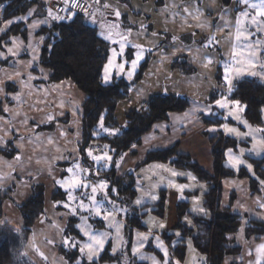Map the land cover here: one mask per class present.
I'll return each instance as SVG.
<instances>
[{
  "label": "crops",
  "instance_id": "crops-1",
  "mask_svg": "<svg viewBox=\"0 0 264 264\" xmlns=\"http://www.w3.org/2000/svg\"><path fill=\"white\" fill-rule=\"evenodd\" d=\"M89 1L93 8L85 16L86 23L96 27L112 45L105 79L111 80L114 75L131 79L151 51L142 80L117 106L120 125L125 123L127 113L141 109L154 95H183L191 101L186 111L172 113L167 121L156 124L136 148V156L125 155L121 159L119 174L137 167L147 153L173 146L212 172L210 139L219 133L240 142L236 150L227 151L226 165L234 170L246 168L254 174L250 160L264 157V136L247 122L243 106L231 100L229 93L236 81L247 76H256L264 84V13L251 8L254 6L250 0H163L162 4L159 0ZM52 2L37 0L26 14L6 20L2 17L3 6L0 7V34L17 23L24 24L27 31L26 39L11 36L9 43L0 48V61L7 62L0 70V149H6L12 141L18 151L15 157L0 154L3 223L22 229L24 221L18 205L31 197L33 185L43 184L45 213L35 223L25 248L35 264H70L60 252L62 247L78 248L92 262L87 256L98 258L109 244L112 253L119 256L109 264H205V256L194 248L190 238L181 235L176 225L177 203L186 194H190L189 212L210 215L204 207L207 184L199 182L190 171L154 162L137 170L136 195L130 200V207H120L106 191H101L103 184L109 186L106 180L92 175L81 161L78 143L85 95L71 81L52 83L51 72L39 63L46 39L38 34L40 30L72 17L66 10L56 13ZM130 49L132 57L128 59ZM182 57L193 72L186 74L173 67ZM7 84L16 90L7 89ZM215 91L224 96L211 100ZM262 114L264 121V106ZM65 117L67 122H55ZM217 117L237 124L212 125ZM97 152L95 163L99 167L104 164V153L99 148ZM261 184L260 193L252 195L246 178L223 181V207L229 205L232 194H237L238 199V189L243 188L246 204L241 206L237 201L232 209L244 217V235L248 219L264 222V215H260L264 211V182ZM59 189L66 198L55 202L52 197ZM163 192L165 214L159 217L153 208H145L154 207ZM131 209L144 215V229L130 224L127 217ZM72 218L77 219L75 228L80 236L65 234ZM100 221L102 227L97 225ZM182 222L193 227L186 216ZM237 235L231 237L235 240ZM168 236L174 239L170 241ZM250 241L249 249L255 257V245L262 243L264 236ZM181 244L186 245L184 261L174 252ZM260 253L263 261L259 264H264V250ZM229 258L224 263L238 264Z\"/></svg>",
  "mask_w": 264,
  "mask_h": 264
},
{
  "label": "trees",
  "instance_id": "trees-1",
  "mask_svg": "<svg viewBox=\"0 0 264 264\" xmlns=\"http://www.w3.org/2000/svg\"><path fill=\"white\" fill-rule=\"evenodd\" d=\"M163 0H159L162 4ZM37 4V0H0L3 6V18L26 14L31 7ZM69 20L54 22L49 27L40 30L39 35H45L40 55V66L51 72L49 78L52 83L71 81L84 95L83 116L81 119V141L78 143L80 159L92 172V175L106 180L109 184L107 195L112 202L120 207H130L136 191L137 170L145 165L161 162L172 167L192 172L199 182L209 186L204 195V207L209 216L194 215L188 211L189 203L186 194L177 203L179 221L176 229L181 231L184 238H191L194 248L205 256V264H224L225 259L233 254H239L240 246H235L231 237L240 230L244 224V217L234 213L233 202L236 195L232 194L231 202L223 207V181L226 178H246L249 181L252 195L259 194L261 182H264V157L259 160L251 159L254 174L246 168L234 170L226 165V153L228 150H236L240 142L223 134L211 137L213 170L208 172L203 169L193 158L178 152L173 146L165 150L151 151L145 159L126 173L121 178H116V170L119 162L125 155L136 156V148L141 145L145 135L150 133L158 123L165 122L172 113H181L190 107V99L183 95L161 94L152 96L141 109H135L127 113L126 120L120 125L116 119V109L120 102L126 100L132 87L140 82L147 70L151 51H149L140 64L137 72L131 79L114 75L111 80L104 78L105 68L110 57L111 44L104 40L96 27L86 23L85 16L70 12ZM22 23L13 24L10 29L0 34V48L9 43L11 36L20 35L27 38V31ZM132 49L127 52V58L132 57ZM7 66L6 61H0V70ZM174 68L181 69L188 74L193 68L187 65L184 57L179 58ZM220 79V77H218ZM11 84H7L10 86ZM14 86V85H13ZM10 90V88H8ZM13 90H16L14 86ZM224 96L215 91L211 100L216 96ZM229 98L243 106V115L247 122L257 127L264 136V121L262 108L264 106V84L256 76H247L236 81L230 90ZM0 111L1 105H0ZM68 118L58 119L55 122H67ZM210 123V122H209ZM212 125L221 126L224 123L236 125L231 119L217 117L211 121ZM97 148L104 153L101 159L104 164L96 166ZM0 154L7 157H15L18 151L13 142H9L6 149H0ZM106 156V157H105ZM96 170V171H95ZM125 195L127 197H125ZM55 202L66 198L62 190L53 194ZM0 197V264H35L26 253L25 248L33 234V228L37 220L45 213V186L35 184L31 197L21 205L19 212L24 221V227L18 229L7 223H3V202ZM62 208V206H58ZM166 207V193H161L157 204L147 206L153 208L152 212L163 217ZM128 220L133 227L144 229L141 223L142 216L136 209H131ZM191 219L193 227H187L182 219ZM77 219L72 218L65 229L66 235L80 234L75 228ZM98 223V222H97ZM102 221L97 225L102 227ZM245 234L248 238L260 239L264 236V222L248 219L245 222ZM166 235V234H165ZM173 240L174 236H168ZM70 264H109L119 258L111 251L109 244L104 252L94 261H87L78 248L60 249ZM174 252L181 260H185L186 245L181 244L174 248Z\"/></svg>",
  "mask_w": 264,
  "mask_h": 264
},
{
  "label": "rangeland",
  "instance_id": "rangeland-1",
  "mask_svg": "<svg viewBox=\"0 0 264 264\" xmlns=\"http://www.w3.org/2000/svg\"><path fill=\"white\" fill-rule=\"evenodd\" d=\"M89 1V0H88ZM90 2V1H89ZM252 6L254 7H251V8H255L258 12L260 13H264V0H250ZM92 4V2H91ZM53 4H51V8L54 10V7H52ZM92 8H93V4H92ZM3 17V16H2ZM0 26H1V18H0ZM10 88V90H13V85H10V86H7V89ZM14 91V90H13ZM61 123V122H60ZM65 123V122H63ZM166 164V163H165ZM170 165V164H169ZM130 171H127L126 173H128ZM132 172V170H131ZM126 173H124L123 175L119 174V171L116 170V178H121L122 176H124ZM136 175V174H135ZM107 184H103V188L101 189V191H107ZM237 195V194H236ZM125 197H127L125 195ZM252 197V196H251ZM256 197V196H255ZM237 198V196H236ZM254 198V196H253ZM263 199V198H262ZM229 203L231 202V197H229L228 199ZM239 202L241 206H244L247 202V199H246V196L245 194L243 193V188L242 187H239L238 189V199H235L234 202H233V205L235 202ZM224 202V200H223ZM232 205V206H233ZM233 210V209H232ZM248 212V211H247ZM263 213L260 214L258 212V214L260 215H264V211H262ZM243 233V226L240 228V230L237 232V238L234 240V243H236L237 245H239L243 251L241 250V252L239 254H233V255H230V258L229 259H232V260H236L235 262H237L238 264H259L260 261L262 262L263 261V257H260L261 256V253L260 251L261 250H264V241L262 243H260L259 245L256 244L255 245V252H254V255L255 257H252L251 255V249L250 248V245L249 243L251 242L250 239L251 238H248L246 235L242 234ZM191 239V238H190ZM249 246V247H248ZM87 258L90 260V261H93L94 259H96L97 257L95 256L94 258H89V256H87ZM227 260V259H226ZM152 264V263H151ZM172 264H175L172 262ZM224 264H228V261L225 262Z\"/></svg>",
  "mask_w": 264,
  "mask_h": 264
},
{
  "label": "built area",
  "instance_id": "built-area-1",
  "mask_svg": "<svg viewBox=\"0 0 264 264\" xmlns=\"http://www.w3.org/2000/svg\"><path fill=\"white\" fill-rule=\"evenodd\" d=\"M52 4L56 13L65 10L82 16L92 13V4L88 0H53Z\"/></svg>",
  "mask_w": 264,
  "mask_h": 264
}]
</instances>
